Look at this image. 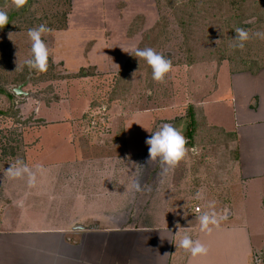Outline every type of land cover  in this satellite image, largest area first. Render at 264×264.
<instances>
[{"label":"rangeland","instance_id":"1","mask_svg":"<svg viewBox=\"0 0 264 264\" xmlns=\"http://www.w3.org/2000/svg\"><path fill=\"white\" fill-rule=\"evenodd\" d=\"M174 1L180 5L179 10L170 7L169 0H28L19 9L10 0L6 7L0 5L8 14L15 12L10 24L0 28V159L3 156L4 160H11L14 155L30 153L52 138L68 139L74 150L78 141L85 144L86 139L91 153L77 156L69 164L71 169H77L87 164L84 159L94 158L98 153L96 139L92 137L100 143L106 138L118 137V140L127 129L128 136L134 137L131 180H139L143 191L133 187L125 206L94 211L112 212L135 228L149 226L158 214L162 217L174 211L157 204L161 199L160 184L168 189L166 195L173 191L171 186L179 184V191H183L178 199L181 204L192 202L191 206L206 207L209 201L230 202L237 171L233 142L228 146L225 140L212 144L201 135L197 145L192 148L186 145L187 155L175 168L163 172L159 159L148 160L149 146L145 141L151 133L146 129L155 132L162 124L169 123L181 130L188 141L189 106L202 100L198 88L203 90V86L198 82L203 81L197 78L205 76L207 71L213 73L207 65L226 63L234 70L264 66V39L251 36L242 50L230 47L235 28H244L250 35L264 32L261 18L264 7L256 0ZM187 10L191 17H187ZM184 23L191 26L183 27ZM40 24L51 29L42 37L50 50L46 72L30 70L24 65L30 57L28 29ZM184 28H188L186 32ZM150 34L152 37L147 38ZM71 44L76 47L74 52L68 48ZM145 47L154 48L172 61L173 68L163 83L154 81L150 66L134 56L133 61L145 63L137 69L133 65L129 78H122L124 65L131 56L122 48ZM195 57L202 60L191 68L188 61ZM196 70L201 76L196 77ZM227 72L223 69L220 76L223 90L228 89L226 83L230 82ZM26 80L24 92L18 94L15 88ZM211 112L216 117L223 115L220 107ZM93 117L105 122L100 130L89 128ZM61 124L63 129L58 130ZM34 155L40 164L39 154ZM197 192L202 193V199L196 198ZM25 195L0 184L1 210L5 204L10 206L7 212L12 209L13 215L9 217L17 216L14 201L25 199ZM101 195L109 194H96ZM46 197L45 193L36 196L37 215L57 220L52 224L55 230L64 228L62 217L66 212L68 216L75 215L76 210L41 207ZM251 201L263 202L264 191L254 195ZM242 203L236 198L233 205ZM30 213L35 215L33 209ZM237 218L235 214L222 221L233 222Z\"/></svg>","mask_w":264,"mask_h":264},{"label":"crops","instance_id":"2","mask_svg":"<svg viewBox=\"0 0 264 264\" xmlns=\"http://www.w3.org/2000/svg\"><path fill=\"white\" fill-rule=\"evenodd\" d=\"M68 48L76 47L71 44ZM206 67L213 69V73L207 71L201 76V72L195 71L196 77L201 76L197 80L203 81L198 82L203 90L198 88L200 104H192L202 109L208 125L235 134L237 171L234 189L230 191L232 200L215 202L217 213L227 218L236 214L235 221H221L218 227L212 226L211 232H202L197 218L209 208L178 202L183 193L179 184L170 187L173 191L169 195L164 184L159 185L161 199L157 204L174 211L162 217L158 214L149 226L135 228L112 212L100 214L94 210L125 206L127 194L133 191L129 171L133 170L134 137L128 136L127 129L118 140V137L106 138L103 144L92 137L96 139L98 153L94 158L84 159L87 164L77 169H71L69 164L77 156L91 153L86 139L84 145L78 141L74 150L68 139L52 138L30 153L14 155V159L4 160L1 156L0 184L26 195L25 199L14 201L17 216L9 217L13 215L11 208L6 211L10 206L4 204L0 208V264H264V201H251L254 195L264 191V66L254 70H234L226 63ZM223 69L230 75L228 89L224 90L220 89ZM217 107L223 114L218 117L211 112ZM62 125L57 126L58 130L63 129ZM27 148H31V143ZM34 153L39 154L40 164ZM17 160L33 169L36 165L46 169L43 175L38 174L35 187L28 186L26 177L12 179L6 175V169ZM43 193L47 197L41 207L76 210L75 215L68 216L66 212L62 217L64 228L55 230L52 224L57 220L37 215L36 196ZM103 193L109 195L96 196ZM236 198L243 203L233 205ZM196 206H200L199 211ZM185 233L193 240H200L207 253L194 257L177 247Z\"/></svg>","mask_w":264,"mask_h":264},{"label":"clouds","instance_id":"3","mask_svg":"<svg viewBox=\"0 0 264 264\" xmlns=\"http://www.w3.org/2000/svg\"><path fill=\"white\" fill-rule=\"evenodd\" d=\"M27 3L28 0H11V5L16 9L24 7ZM8 23L9 17L7 11L0 9V28H3ZM234 31L236 35L233 37L234 42L230 45L233 49L239 48L242 50L245 42L251 36L264 39V32L261 31L251 33V35L244 28H235ZM49 32H51V29L46 24H40L37 27L28 29L27 34L31 42V48L30 57L25 59L24 65L30 70L38 72L47 71L50 50L42 37ZM122 50L128 52L138 60L143 59L146 61L152 70V79L156 82L163 83L166 75L173 68L172 61L162 53L157 52L154 48L145 47L143 49L135 48L131 50L122 48ZM146 130L151 133L145 141L149 146L148 160L156 161L159 159L163 172L175 168L186 157L188 152L186 145L188 141L181 130L169 123L162 124L155 132ZM45 171L46 169L42 165H36L33 169L23 161L17 160L6 169V175L12 179H24L26 177L28 186L35 187L38 174L43 175ZM132 185L136 191H143L139 180H133ZM196 198L202 199V193L197 192ZM207 207L209 211L204 212L197 218L202 232H211L212 226L218 227L220 222L227 218L226 215H221L215 211V201H209ZM176 246L189 251L194 257L206 254L208 251L207 247L200 240H193L187 233L182 236Z\"/></svg>","mask_w":264,"mask_h":264},{"label":"trees","instance_id":"4","mask_svg":"<svg viewBox=\"0 0 264 264\" xmlns=\"http://www.w3.org/2000/svg\"><path fill=\"white\" fill-rule=\"evenodd\" d=\"M8 2L10 3V0H0V5L2 7H6ZM256 2H260L259 5L264 7V0H256ZM177 4L178 3H176L174 0H169V2H168V5L170 7L176 6L175 8L176 9L178 8V10H179L180 5H177ZM262 11L264 13V9ZM199 12H200V14L202 13V11H200V9H199ZM14 13L15 12H11L8 14L9 23L6 24L5 26L10 24L12 17L15 16ZM185 13L187 14V17L192 16L191 12L189 13L188 10ZM261 18H263L262 20H264V14L261 16ZM194 22H195V20L191 21V25H193ZM158 25H160V24L158 23ZM182 25H184L183 27L191 26V25L186 24V23H184ZM187 29L188 28H184V32H186ZM151 37H152L151 34H150V36L147 35V38H151ZM188 51L192 52V49H189ZM132 58H133V56L131 55L128 58V60L126 61L125 65H124L123 73L121 74L122 78H126V79L129 78L128 73H129V71L133 65H135V67L137 69L138 66H141L142 63H145L143 61L142 62L136 61V60L133 61ZM200 60H202V59L195 57L194 59L188 61V64L192 65L193 63H196ZM222 60H220V61H222ZM258 67H256V68H258ZM251 70H254V69H251ZM189 110H190V127L191 128L188 129V136H189L188 137V143H187L188 147H193L194 145H197L200 142L201 135H203L205 137L204 140H206L212 144H214V143L216 144V143H219V141L225 140V144L228 146L229 142H233L235 140V134L227 133L221 127L208 125L207 120L203 114V111L199 106H197L195 104H190ZM233 153H234V155H236L234 150H233ZM235 158L237 159V156H235Z\"/></svg>","mask_w":264,"mask_h":264},{"label":"built area","instance_id":"5","mask_svg":"<svg viewBox=\"0 0 264 264\" xmlns=\"http://www.w3.org/2000/svg\"><path fill=\"white\" fill-rule=\"evenodd\" d=\"M102 124H105V122H101L97 117H93L92 119L89 120V126L94 129L100 130L102 127ZM197 211L200 210V206H196L195 208Z\"/></svg>","mask_w":264,"mask_h":264},{"label":"water","instance_id":"6","mask_svg":"<svg viewBox=\"0 0 264 264\" xmlns=\"http://www.w3.org/2000/svg\"><path fill=\"white\" fill-rule=\"evenodd\" d=\"M28 83V81L26 80L23 84H20L18 85L16 88H15V91L18 93V94H22L24 91L22 90V87L24 85H26Z\"/></svg>","mask_w":264,"mask_h":264}]
</instances>
